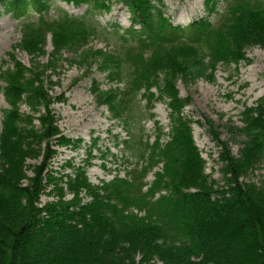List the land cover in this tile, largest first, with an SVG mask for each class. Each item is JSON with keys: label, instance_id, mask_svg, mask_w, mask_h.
I'll return each mask as SVG.
<instances>
[{"label": "trees", "instance_id": "16d2710c", "mask_svg": "<svg viewBox=\"0 0 264 264\" xmlns=\"http://www.w3.org/2000/svg\"><path fill=\"white\" fill-rule=\"evenodd\" d=\"M64 1L108 8L105 0ZM117 1L130 13L123 31L101 29L91 9L82 16L60 9L49 17L50 0H0L3 12L20 21L17 47L33 61L47 54L49 34L53 44L48 61L32 67L10 53L14 64L0 76L9 105L0 131V264H264V181L244 180L264 161V102L245 107L242 126H229L246 138L239 157L206 121L220 148V185L206 172L194 121L185 115L190 99L177 86L179 79L211 78L218 65H238L248 60L249 47H264V0H233L218 22L203 17L187 26L172 22L164 0ZM209 11L217 13L216 6ZM100 38L115 49L90 46ZM63 60L83 69L74 83L96 66L109 81L124 84L123 90L102 91L97 81L91 86L119 122L128 125L136 115L138 96L145 101L140 117L154 116L158 101L167 104L169 130L159 126L153 142L132 140L130 128L128 139L115 137L144 165L100 184L90 181L87 166L68 163L73 173L56 175V146L80 142L63 134L54 113L53 106L67 100L65 93L52 94ZM155 168L154 180L146 181ZM44 195L53 199L43 203Z\"/></svg>", "mask_w": 264, "mask_h": 264}, {"label": "rangeland", "instance_id": "374dc122", "mask_svg": "<svg viewBox=\"0 0 264 264\" xmlns=\"http://www.w3.org/2000/svg\"><path fill=\"white\" fill-rule=\"evenodd\" d=\"M232 1L219 0L216 4L212 0H164V4L166 15L171 18L174 24L187 26L203 17H208L214 23L218 22L227 14ZM50 4L49 17L55 16L60 9L76 16H82L91 9L93 18L101 29L120 28L123 31L131 25L127 7L117 0H105L108 7L106 9L103 7L95 9L93 5L68 3L64 0H50ZM214 6L217 8V13L210 14L209 9ZM0 12V76L5 68L12 67L14 64L10 53L16 57L17 61L28 67H32L34 62L46 63L53 51L52 35L49 34L47 37V54L40 55L33 61L32 55L17 47L22 39L20 21L12 14L3 12L2 8H0ZM30 16L32 19L37 18V12L32 8ZM90 46L104 51L114 50L116 47L113 41L108 42L101 38L90 43ZM246 54L248 60H244L238 65H218L211 78L204 77L190 82L179 79L177 82L180 96L190 99L185 106V115L194 121L193 136L207 162L206 172L220 185L224 184L223 174L220 170L222 167L219 161L220 148L213 141L207 122L217 128L221 138L229 143L234 155L239 157L246 138L230 131L229 126H242L241 112L245 107L256 106L260 101L264 102V47L260 45L249 47ZM73 55L72 51L65 50L64 52L66 58H72ZM68 62L64 60L61 62V67L57 70L58 75L54 77L58 85H55L52 91L53 95L65 93L67 100L56 103L53 108L58 126L63 134L73 141L80 140V142L76 147L74 145L56 146L58 152L51 165L56 171V175L73 173V169L66 166L68 163L75 166H87L90 181L100 184L102 181L112 180L117 175L124 177L130 169L144 165L145 162L138 158V152L125 154L123 145L116 144L118 140L130 137L127 128H130L134 137L132 140L135 139L136 142L139 140V136L153 142L159 126L168 132L170 111L167 104L158 101L153 110L154 116L143 115L140 117L138 110L143 109L145 101L141 96H138L136 115L130 119L128 125L119 122L111 117L106 105L99 104L96 96L91 92V86L93 81H97L100 83L102 91L116 87L123 90L124 84L109 81L107 74L101 72L96 66L90 76L81 77L77 83H74L80 78L83 69L80 64L71 65ZM0 84L3 85L1 79ZM8 108L9 105L5 101L3 93L0 92V131L3 112ZM21 110L28 114L33 113L27 105L21 106ZM38 115L39 113H36L34 116ZM35 123L38 125L37 120ZM116 136H118V140L115 138ZM167 139L165 134L162 137V142ZM136 142H133L135 148L138 147ZM39 160H28V162L33 164ZM157 169L149 172L146 181L154 180V171ZM244 180L256 184L263 182L264 161L244 177ZM52 199L51 196L44 195L42 202L45 203Z\"/></svg>", "mask_w": 264, "mask_h": 264}]
</instances>
